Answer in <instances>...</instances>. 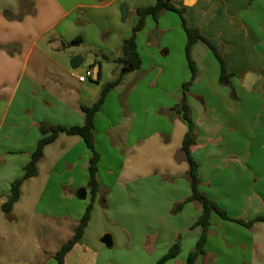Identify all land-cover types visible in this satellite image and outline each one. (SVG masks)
Returning a JSON list of instances; mask_svg holds the SVG:
<instances>
[{
    "label": "crops",
    "instance_id": "crops-1",
    "mask_svg": "<svg viewBox=\"0 0 264 264\" xmlns=\"http://www.w3.org/2000/svg\"><path fill=\"white\" fill-rule=\"evenodd\" d=\"M156 1L0 0V264H58L57 252L73 238L92 199V153L84 139L61 133L46 146L37 176L23 182L14 220L2 206L43 137L39 124L85 123L82 106H92L121 72L116 59L134 33L137 9ZM186 1L176 4L187 9L191 27L222 48L239 98L233 100L220 84L219 60L198 42L190 105L199 132L194 157L202 189L230 217L253 221L264 216V0ZM74 40L80 42L68 45ZM187 41L174 11L158 20L148 17L137 34L141 68L124 76L95 117L98 180L107 206L94 203L65 264H120V251L158 264L179 236L181 253L165 264H186L195 248L202 228L192 227L201 205L189 202L172 212L192 194L189 165L177 159L188 128L170 111L192 77ZM81 47L96 60L89 67L93 76L84 82L79 77L89 68L71 65L78 56L73 49ZM79 56L84 63L85 53ZM250 73L261 76L251 92L244 86ZM245 104L250 112L242 123ZM256 116L263 126L254 130ZM106 235L112 246L103 242ZM206 249L197 264H264V221L246 227L216 214Z\"/></svg>",
    "mask_w": 264,
    "mask_h": 264
},
{
    "label": "trees",
    "instance_id": "trees-1",
    "mask_svg": "<svg viewBox=\"0 0 264 264\" xmlns=\"http://www.w3.org/2000/svg\"><path fill=\"white\" fill-rule=\"evenodd\" d=\"M250 1L253 2L254 0ZM186 10L187 9L185 7H179L174 0H157L156 4L153 6L138 8L136 11L138 15V22L134 27V33L130 38L124 41L123 55L116 59V62L122 66L121 72L116 79L108 82L104 86L99 99L92 106H82V109L85 112V123L83 125L71 127L45 122L39 124V129L43 137L40 139L37 149L31 155V161L24 168L23 177L14 181L11 188V194L2 206V211L5 213L9 221L14 220L12 210L15 203H17L21 197V186L23 182L29 178L37 176L39 163L43 159L46 146L55 142L61 133L82 137L88 149L92 153L89 162L90 180L88 184V188L90 189L92 195L91 203L88 206L85 215L81 219L79 226L75 229L73 238L65 243L57 252L56 260L58 261V264H65L68 254L81 241L85 229L90 221L94 203L98 201L103 207L107 206V193L104 192L103 187L98 180L101 156L96 148L95 117L101 111L108 94L123 82L124 76L141 68L142 58L138 51L137 34L145 28L147 18L152 17L155 20H158L166 11H174L181 17L182 25L188 38L186 56L192 73L191 79L183 84L182 98L170 110L171 114L177 115L188 128L180 153L177 155V159H184L188 163L189 169L186 176L192 188V194L183 202L177 204L173 208L172 212H179L184 205L189 202L198 203L202 207V213L192 227H201L202 233L195 248L190 251L186 264H197L201 257L207 255L206 246L211 234L212 218L214 215L217 214L225 220L234 221L246 227H252L257 221H264V216H259L255 220L248 222L230 217L228 213L218 204V202L202 189L203 180L199 172L200 165L194 157V150L198 146L199 132L193 120L192 108L190 105L191 87L198 75L197 64L193 58V49L198 42H204L219 60L221 64L220 84L230 89V95L233 100L239 101V98L233 84L234 74L229 72L226 67L222 48L217 46L208 37L202 34L200 29L193 28L189 25L188 19L186 18ZM78 42H80V40H74L68 45H74ZM99 64L101 63L99 62ZM181 241L182 237L179 236L174 244H172L168 252L158 261V264H165L166 262L178 257L182 249Z\"/></svg>",
    "mask_w": 264,
    "mask_h": 264
},
{
    "label": "water",
    "instance_id": "water-1",
    "mask_svg": "<svg viewBox=\"0 0 264 264\" xmlns=\"http://www.w3.org/2000/svg\"><path fill=\"white\" fill-rule=\"evenodd\" d=\"M186 4L189 5L190 2L189 0L186 1ZM122 13H123V20H126L128 17V10L127 8H123L122 9ZM84 58L81 56H78L76 58L73 59L71 65L72 68L74 69H78L82 64H83ZM260 75L259 74H255V73H250L248 74V76L245 79L244 82V86L246 87V89L248 91H253V88L255 86V84L257 83V81L260 79ZM263 126L262 122H261V116H256L252 122V129L257 130L259 128H261ZM79 196L83 199L86 198L87 196V190L82 188L79 192ZM0 210H1V201H0ZM103 242L105 244H107L108 246H112V239L110 235H106L103 239Z\"/></svg>",
    "mask_w": 264,
    "mask_h": 264
},
{
    "label": "rangeland",
    "instance_id": "rangeland-1",
    "mask_svg": "<svg viewBox=\"0 0 264 264\" xmlns=\"http://www.w3.org/2000/svg\"><path fill=\"white\" fill-rule=\"evenodd\" d=\"M73 52L75 55H80L81 52L85 53V62L77 69L79 71H86L87 68L90 67V65L95 66L96 65V60L94 58H92V56L85 51V49H83V47L81 48H74ZM77 56V57H78ZM248 103V102H247ZM242 111V112H241ZM240 111V121L243 123L247 118H248V114H249V107L247 106V104H245ZM248 112V113H247ZM169 118V116H167ZM126 253L123 254L122 251H120V253L116 254L117 256H119V262L120 264H150L149 260L146 258L145 260H143V256H137L135 254V256H125ZM117 262V261H116ZM118 263V262H117Z\"/></svg>",
    "mask_w": 264,
    "mask_h": 264
},
{
    "label": "built area",
    "instance_id": "built-area-1",
    "mask_svg": "<svg viewBox=\"0 0 264 264\" xmlns=\"http://www.w3.org/2000/svg\"><path fill=\"white\" fill-rule=\"evenodd\" d=\"M174 1H175L176 3H179V2H181L182 0H174ZM93 74H94V70H93L92 68H89V69L87 70V72H86L85 75L79 77V80L82 81V82H84L87 78L93 76Z\"/></svg>",
    "mask_w": 264,
    "mask_h": 264
}]
</instances>
